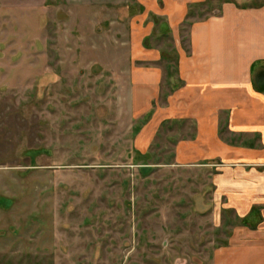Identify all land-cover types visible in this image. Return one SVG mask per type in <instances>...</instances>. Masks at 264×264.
Returning <instances> with one entry per match:
<instances>
[{
  "label": "rangeland",
  "instance_id": "374dc122",
  "mask_svg": "<svg viewBox=\"0 0 264 264\" xmlns=\"http://www.w3.org/2000/svg\"><path fill=\"white\" fill-rule=\"evenodd\" d=\"M20 3L0 4V264H213L245 238L250 227L216 193L224 167L175 163L190 131L165 124L136 150L129 74L176 73L167 18L136 0ZM143 35L160 61L135 60Z\"/></svg>",
  "mask_w": 264,
  "mask_h": 264
},
{
  "label": "crops",
  "instance_id": "0c3cea01",
  "mask_svg": "<svg viewBox=\"0 0 264 264\" xmlns=\"http://www.w3.org/2000/svg\"><path fill=\"white\" fill-rule=\"evenodd\" d=\"M136 1L167 18L178 52L175 74L164 77L156 65L129 74L131 113L140 120L136 150L147 153L165 124L190 131L175 143V163L224 167L214 177L216 193L250 227L242 231L248 237L237 233L238 240L216 249L213 264H264V0H229L200 20L190 6L206 0ZM150 36L133 43L135 60H161L160 51L146 49Z\"/></svg>",
  "mask_w": 264,
  "mask_h": 264
},
{
  "label": "trees",
  "instance_id": "16d2710c",
  "mask_svg": "<svg viewBox=\"0 0 264 264\" xmlns=\"http://www.w3.org/2000/svg\"><path fill=\"white\" fill-rule=\"evenodd\" d=\"M199 4H202V3H199ZM192 7L194 8V6L192 5V6H190V9H192ZM190 12H192V11L190 10ZM190 15H193V14L191 13ZM137 130H139V128L136 129V131H137ZM137 132H138V131H137Z\"/></svg>",
  "mask_w": 264,
  "mask_h": 264
}]
</instances>
